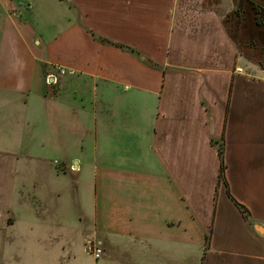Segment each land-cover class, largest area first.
Returning a JSON list of instances; mask_svg holds the SVG:
<instances>
[{"label": "crops", "instance_id": "obj_1", "mask_svg": "<svg viewBox=\"0 0 264 264\" xmlns=\"http://www.w3.org/2000/svg\"><path fill=\"white\" fill-rule=\"evenodd\" d=\"M221 7L222 0H0V156L23 155L22 170L52 174L57 161L63 171L44 191L31 184L44 206L21 215V233L67 231L65 212L79 206L107 248L133 264H188L190 243L200 238L203 248L210 229L204 264H264V234L254 229H264V70L239 53ZM58 69L69 84L50 94L45 81ZM220 138L229 192L253 227L219 182L211 140ZM6 166L0 161L1 212ZM88 175L93 212L72 191ZM52 208L64 214L48 222ZM37 245L62 248L61 240ZM40 256L38 264L49 263Z\"/></svg>", "mask_w": 264, "mask_h": 264}, {"label": "rangeland", "instance_id": "obj_2", "mask_svg": "<svg viewBox=\"0 0 264 264\" xmlns=\"http://www.w3.org/2000/svg\"><path fill=\"white\" fill-rule=\"evenodd\" d=\"M186 1H194V0H186ZM257 5L264 8V0H253ZM247 11H239L238 13L240 16H234L232 19H228L229 21L226 22L227 29L229 33L237 40V41H244L249 42L254 40L259 47L264 46V32L259 29L252 18L251 13L249 12L248 6L244 7ZM238 9L236 3L233 0H222V7L219 9L222 12L223 17L226 18V15L230 13L231 15L235 13ZM227 20V19H226ZM163 43L159 44L162 45ZM166 45V44H165ZM64 74H61L60 71L57 70L58 73L53 72L52 75L48 76L46 79V84L49 85V93L54 94L58 88L66 87L69 84V81L62 79L61 76L67 74V70H65ZM48 88V86H47ZM48 90V89H47ZM12 144H9V152L11 149ZM7 148V147H6ZM40 155H35L34 157H39ZM54 155H48L46 158L51 159ZM25 157L23 155L11 154L9 156H5L1 158L0 161H5L7 163V170L4 175V179H2V183L6 188V195L8 197V209L4 212L0 213L4 215L5 220L0 221V264H11V261L14 259L15 261L12 264H21V259L23 260L22 264H38L36 261L38 258H41L40 252L42 256L49 261L50 264H133L134 259L129 258L128 254H125L122 250H116L113 248H107V239L103 240V235H98L97 233L93 232L91 226L89 225V221H86L83 218V213L79 206H77V213H73V211L65 212V220L72 222L71 228H67V231L62 229V233L53 234L51 230H53L52 226H48L45 228L46 233H41L39 230L38 234H29L26 235L21 233L22 228L16 226V222L21 219V215L25 216L26 218L29 215V211L35 210H43L44 206V199L39 198V201L34 196L33 193H38L37 189L34 188L31 184L34 182L35 185L40 184L38 190L42 191L45 190V186L48 184H54L58 178L57 174L63 173L62 170L59 169V162L55 161L53 168H55L52 174L46 170H40L36 168H30L22 170L23 162ZM53 160V159H51ZM20 161V163H19ZM18 162V163H17ZM71 168V167H69ZM2 171V170H1ZM72 169L70 170V172ZM69 173V172H68ZM70 177L73 179L76 176H73L69 173ZM92 175L86 176V179L82 180L86 184L83 185L80 181L79 185L73 183V188L75 192H77V196H83L84 205H87L88 210L93 212V207H89L88 203V195H92L93 193V186L90 183L92 180L94 182ZM25 180V181H24ZM101 171H99V184L97 187L98 196L102 197V186H101ZM35 190H34V189ZM96 191V188H95ZM32 193V194H31ZM2 194V193H0ZM49 196L51 193L46 191ZM117 194L116 187L111 188V191H108V196ZM95 195V194H94ZM87 196V197H86ZM86 198V199H85ZM14 200V206L9 211V202L10 200ZM51 204H54L53 201H50ZM101 205V200L99 201V206ZM1 207V205H0ZM53 207V205H52ZM41 208V209H40ZM93 210V211H92ZM52 213L49 216H45L48 222H55L56 219L54 215L60 213V215L64 214L63 212L58 211L55 214V209H51ZM0 214V219H1ZM52 214V215H51ZM70 214L71 218H70ZM77 214V215H75ZM25 219V218H24ZM101 219V214H100ZM4 221V222H3ZM63 221V222H64ZM86 221V222H85ZM50 227V228H49ZM72 232H69L71 231ZM75 230V231H74ZM65 231V232H64ZM56 237V240L54 239ZM59 236H61L62 248L61 250H49L48 253L45 250L39 251L38 249V242L40 241L41 244H45L47 247L51 243L60 242ZM207 237L211 238V229L206 235L205 244L203 248L199 246V240L196 239V242H191L189 246V254L191 256L190 261L188 264H204V257L209 250V244L207 242ZM67 239V241H65ZM208 247V248H207ZM96 250H100V258L95 259L94 254ZM45 253V254H43ZM53 253H55V258L53 257ZM61 253V254H60ZM57 256H60V260H58ZM155 263L157 264H170V261H166L164 259H154ZM153 261V262H154ZM45 262V264H49Z\"/></svg>", "mask_w": 264, "mask_h": 264}, {"label": "trees", "instance_id": "obj_3", "mask_svg": "<svg viewBox=\"0 0 264 264\" xmlns=\"http://www.w3.org/2000/svg\"><path fill=\"white\" fill-rule=\"evenodd\" d=\"M254 6V13H253V19L257 27H259L263 32H264V10L262 7L253 4ZM102 44H109L104 40L99 39ZM112 45V44H109ZM115 46V45H112ZM121 50L131 52L135 54L138 57L143 58L146 60L147 65L151 68H158L156 65L151 63L149 60H147L145 57H143L138 51L125 47V46H118L116 45ZM237 47L238 51L241 55H243L245 58H247L249 61L253 62L254 64L258 65L261 69L264 70V47L258 48V46L255 44V42L251 43H241L237 42ZM211 143L215 148L217 149L218 155L221 159V168H220V173H219V182L223 183L227 189L228 196L233 200V197L231 196L229 189H228V183L226 181L225 177V170H226V165H225V160H224V148H225V143L224 139L220 138L219 141H216L214 139L211 140ZM237 207L239 208L240 212L242 213L245 221L249 225V227H253V223L251 222L250 214L249 211L239 203H237L235 200H233ZM264 241V236L262 237ZM207 242L209 244L210 242V237H207ZM208 248V247H207Z\"/></svg>", "mask_w": 264, "mask_h": 264}, {"label": "flooded vegetation", "instance_id": "obj_4", "mask_svg": "<svg viewBox=\"0 0 264 264\" xmlns=\"http://www.w3.org/2000/svg\"><path fill=\"white\" fill-rule=\"evenodd\" d=\"M235 3H236V6L238 7V9L235 11V13H233L232 15L230 14V13H228L227 15H226V18L225 17H223V15H222V12H220L221 13V16L223 17V25H224V27H225V29H226V31H227V33L229 34V36L231 37V39L233 40V42L236 44V46H237V42H241V43H251V42H255L254 40H251V41H249V42H244V41H237L230 33H229V31H228V29H227V26H226V22L227 21H229L228 19L230 18V19H232V18H234V16H240V14L238 13L240 10L241 11H247V9L246 8H244V7H246V6H248V8L250 9L249 10V12L248 13H251V15H252V18H253V13H254V6H253V4H256L253 0H233ZM257 5V4H256ZM259 6V5H258ZM263 8V7H262ZM263 10H264V8H263ZM227 19V20H226ZM256 25V24H255ZM259 28V27H258ZM260 29V28H259ZM255 44L258 46V48H263V47H259V45L255 42ZM238 48V47H237Z\"/></svg>", "mask_w": 264, "mask_h": 264}, {"label": "built area", "instance_id": "obj_5", "mask_svg": "<svg viewBox=\"0 0 264 264\" xmlns=\"http://www.w3.org/2000/svg\"><path fill=\"white\" fill-rule=\"evenodd\" d=\"M58 71H60L61 74H64L65 73L64 69H58ZM236 71L237 72H242L241 69H237ZM94 257H95V259H99L100 258V250H96L95 251Z\"/></svg>", "mask_w": 264, "mask_h": 264}, {"label": "water", "instance_id": "obj_6", "mask_svg": "<svg viewBox=\"0 0 264 264\" xmlns=\"http://www.w3.org/2000/svg\"><path fill=\"white\" fill-rule=\"evenodd\" d=\"M254 229H255L259 234H261V235L264 234V229H263L262 227H260L259 225H256V226L254 227Z\"/></svg>", "mask_w": 264, "mask_h": 264}]
</instances>
